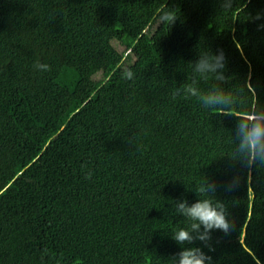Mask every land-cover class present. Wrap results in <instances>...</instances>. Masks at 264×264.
Segmentation results:
<instances>
[{"label":"trees","instance_id":"16d2710c","mask_svg":"<svg viewBox=\"0 0 264 264\" xmlns=\"http://www.w3.org/2000/svg\"><path fill=\"white\" fill-rule=\"evenodd\" d=\"M251 113L264 0H0V264H264ZM205 198L232 230L177 244L179 203Z\"/></svg>","mask_w":264,"mask_h":264},{"label":"clouds","instance_id":"9594fccd","mask_svg":"<svg viewBox=\"0 0 264 264\" xmlns=\"http://www.w3.org/2000/svg\"><path fill=\"white\" fill-rule=\"evenodd\" d=\"M171 19H174L170 14ZM224 56L223 52L218 57H215L216 64L208 65L202 62L199 67L201 70H214L216 67H223ZM44 71H50V66L47 64L39 65ZM124 76L127 79L133 77L131 70H126ZM209 103H214V98H208ZM250 119L256 121L249 128L246 124L238 126V133L241 137V146L245 147L249 153L253 162L259 157L264 160V123H260L256 114L251 113ZM91 174L89 173V176ZM88 178V177H86ZM211 185H203L200 187V193L212 192ZM179 211L189 221L187 227H181L174 232L173 239L179 245L195 244L196 241H200L205 247H211L209 241L211 240V233L213 231H220L224 234L230 233L233 228V224L228 218V213L225 205L210 198L199 199L191 206H188L187 201L180 202ZM203 229V231H201ZM178 264H211L212 257L206 254L201 247H182L179 252ZM175 264V262H173Z\"/></svg>","mask_w":264,"mask_h":264}]
</instances>
